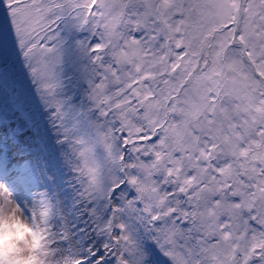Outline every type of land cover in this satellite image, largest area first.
<instances>
[{
    "label": "snow or ice",
    "instance_id": "snow-or-ice-1",
    "mask_svg": "<svg viewBox=\"0 0 264 264\" xmlns=\"http://www.w3.org/2000/svg\"><path fill=\"white\" fill-rule=\"evenodd\" d=\"M7 218L34 264H264V0H0Z\"/></svg>",
    "mask_w": 264,
    "mask_h": 264
},
{
    "label": "rangeland",
    "instance_id": "rangeland-1",
    "mask_svg": "<svg viewBox=\"0 0 264 264\" xmlns=\"http://www.w3.org/2000/svg\"><path fill=\"white\" fill-rule=\"evenodd\" d=\"M21 228L22 227L17 223L16 227L9 229L11 233V241L7 245L6 251H0V258L1 252H3V259L11 261V264H34V261L31 258L22 255L20 252V245L23 243V237L28 234L25 228H22V231L20 230Z\"/></svg>",
    "mask_w": 264,
    "mask_h": 264
},
{
    "label": "clouds",
    "instance_id": "clouds-1",
    "mask_svg": "<svg viewBox=\"0 0 264 264\" xmlns=\"http://www.w3.org/2000/svg\"><path fill=\"white\" fill-rule=\"evenodd\" d=\"M16 224L17 223L11 218L0 219V251H6L7 245L11 241V233L9 229L16 227ZM20 230L22 231V228ZM22 255L26 256L27 253H22ZM5 262L8 264L9 261L6 259Z\"/></svg>",
    "mask_w": 264,
    "mask_h": 264
}]
</instances>
